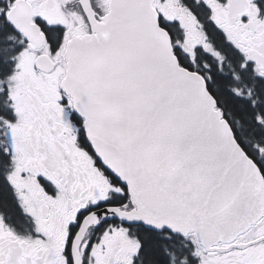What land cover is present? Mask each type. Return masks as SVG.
<instances>
[{"label":"snow or ice","instance_id":"6c2138e0","mask_svg":"<svg viewBox=\"0 0 264 264\" xmlns=\"http://www.w3.org/2000/svg\"><path fill=\"white\" fill-rule=\"evenodd\" d=\"M0 264H264V0H0Z\"/></svg>","mask_w":264,"mask_h":264}]
</instances>
